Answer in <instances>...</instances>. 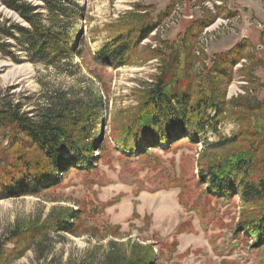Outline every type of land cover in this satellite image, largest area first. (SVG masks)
<instances>
[{"label": "rangeland", "instance_id": "obj_1", "mask_svg": "<svg viewBox=\"0 0 264 264\" xmlns=\"http://www.w3.org/2000/svg\"><path fill=\"white\" fill-rule=\"evenodd\" d=\"M76 1L86 15L81 56L61 68L0 57V101L33 112L60 94L81 99L89 112L69 128L96 144L95 170L73 171L40 194L0 199V264H124L131 256L149 264H264V247L255 248L254 238L240 230L249 205L238 197L218 200L200 182V168L235 146L211 143L239 131L236 115L264 116V0ZM9 17L18 18L1 7L0 22ZM151 24L156 29L125 66L95 60L119 32L138 34ZM183 38L198 79L223 52L247 46L232 81L218 89L228 103L218 132L127 160L115 138L171 56L184 61L185 54H175ZM91 94L101 101L97 109Z\"/></svg>", "mask_w": 264, "mask_h": 264}, {"label": "trees", "instance_id": "obj_2", "mask_svg": "<svg viewBox=\"0 0 264 264\" xmlns=\"http://www.w3.org/2000/svg\"><path fill=\"white\" fill-rule=\"evenodd\" d=\"M1 7L16 13L18 18L0 22V57L16 63L27 61L61 68L72 65L74 58L81 56L79 41L86 15L78 1L0 0ZM156 27L148 25L138 34L133 30L119 32L96 51L95 60L107 67L125 66L132 50ZM246 50V44L240 42L223 52L217 65L198 79L192 70L188 39L183 38L175 54H185L184 61L171 56L163 66V75L145 88L142 101L129 125L120 132V138L115 135L127 160L135 153L147 155L157 146L170 149L174 144L199 140V135L209 131L217 133L228 106L226 91L218 93V89L232 81L234 68ZM80 100L60 94L33 112L22 111L21 104L11 99L0 101V199L40 194L60 185L73 171L88 174L95 170L96 144L69 128L70 124L78 126L89 112ZM91 100L95 109L100 107L97 95L93 94ZM236 117L242 123L239 131L211 143L218 147L228 143L235 146L206 168H200V182L218 200L230 202L238 197L249 205L239 222L240 230L246 238H254L255 248H263L264 116L253 118L240 113ZM127 261L124 264L150 263L149 259L132 256Z\"/></svg>", "mask_w": 264, "mask_h": 264}, {"label": "water", "instance_id": "obj_3", "mask_svg": "<svg viewBox=\"0 0 264 264\" xmlns=\"http://www.w3.org/2000/svg\"><path fill=\"white\" fill-rule=\"evenodd\" d=\"M105 126V125H104Z\"/></svg>", "mask_w": 264, "mask_h": 264}]
</instances>
